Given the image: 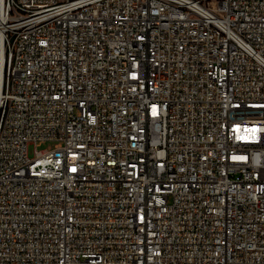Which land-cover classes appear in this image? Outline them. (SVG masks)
I'll use <instances>...</instances> for the list:
<instances>
[{"label":"built area","instance_id":"built-area-1","mask_svg":"<svg viewBox=\"0 0 264 264\" xmlns=\"http://www.w3.org/2000/svg\"><path fill=\"white\" fill-rule=\"evenodd\" d=\"M0 264H264V0H0Z\"/></svg>","mask_w":264,"mask_h":264},{"label":"rangeland","instance_id":"rangeland-1","mask_svg":"<svg viewBox=\"0 0 264 264\" xmlns=\"http://www.w3.org/2000/svg\"><path fill=\"white\" fill-rule=\"evenodd\" d=\"M58 143L56 142H43L38 145V150L44 151V150H52L56 147ZM29 155L30 157H34V146H30L29 148Z\"/></svg>","mask_w":264,"mask_h":264},{"label":"snow or ice","instance_id":"snow-or-ice-1","mask_svg":"<svg viewBox=\"0 0 264 264\" xmlns=\"http://www.w3.org/2000/svg\"><path fill=\"white\" fill-rule=\"evenodd\" d=\"M253 131H255V129H253Z\"/></svg>","mask_w":264,"mask_h":264}]
</instances>
